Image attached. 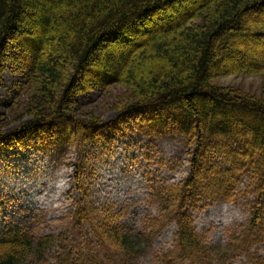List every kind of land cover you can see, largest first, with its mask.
<instances>
[{
  "label": "trees",
  "instance_id": "obj_1",
  "mask_svg": "<svg viewBox=\"0 0 264 264\" xmlns=\"http://www.w3.org/2000/svg\"><path fill=\"white\" fill-rule=\"evenodd\" d=\"M6 73L17 79L6 85ZM230 75L264 81V0H0V89L9 98L0 101L6 109L0 145L17 148L28 136L70 145L94 139L106 124L81 100L111 87L124 91L121 118L156 110L155 119L174 117L187 138L189 175L151 193L156 213L139 234L120 224L123 210L90 209L87 185L74 168L79 201L71 222L73 229L90 225L84 246L97 250L79 251L66 264H137L170 224L177 232L167 264L238 255L264 264L250 255L264 242V82L259 97L212 85ZM141 125L132 121L128 128ZM214 157L221 169L211 166ZM242 198L247 224L223 247H209L193 213L207 201ZM54 240L6 227L0 264L36 262Z\"/></svg>",
  "mask_w": 264,
  "mask_h": 264
},
{
  "label": "rangeland",
  "instance_id": "obj_2",
  "mask_svg": "<svg viewBox=\"0 0 264 264\" xmlns=\"http://www.w3.org/2000/svg\"><path fill=\"white\" fill-rule=\"evenodd\" d=\"M244 57L242 60H247L248 54ZM5 79L9 85L17 78L6 73ZM263 82L260 76L230 75L214 79L212 85L259 97ZM123 93L122 88L111 87L82 98L85 111L106 124L98 136L84 144H55L45 135L28 136L17 148L0 145V232L6 227H19L35 237L55 239L38 261L25 264H66L79 251L96 252V247L84 246L87 238L92 239L90 225L73 229L75 224L71 222L79 201L73 180L75 167L80 168L87 185L85 202L90 209L123 210L120 224L137 234L143 230V220L155 216L151 193L188 177L187 138L175 129L177 120L166 115L155 119L156 110L146 116L121 118L117 107L123 103ZM6 94L7 88L0 89L1 102H9ZM5 112L0 107V114ZM132 121L142 123L140 130L128 128ZM15 126L9 125L5 133ZM211 166L221 169L220 159L212 158ZM245 201L215 199L201 204L193 213L195 230L209 247H223L230 233L247 224ZM176 232L175 224L163 227L141 252L137 264H167L164 256L174 248ZM250 255L264 258V242L254 246ZM213 264L252 262L238 255Z\"/></svg>",
  "mask_w": 264,
  "mask_h": 264
}]
</instances>
